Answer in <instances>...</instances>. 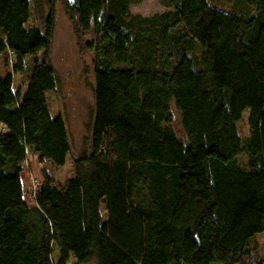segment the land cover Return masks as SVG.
Listing matches in <instances>:
<instances>
[{"label":"trees","instance_id":"trees-1","mask_svg":"<svg viewBox=\"0 0 264 264\" xmlns=\"http://www.w3.org/2000/svg\"><path fill=\"white\" fill-rule=\"evenodd\" d=\"M57 2L41 30L39 0H0L13 63L0 75V264H264V0H165L151 16L133 0H71L77 31L95 37V114L64 183L47 168L72 151L46 96ZM30 155L42 175L28 203Z\"/></svg>","mask_w":264,"mask_h":264},{"label":"rangeland","instance_id":"rangeland-1","mask_svg":"<svg viewBox=\"0 0 264 264\" xmlns=\"http://www.w3.org/2000/svg\"><path fill=\"white\" fill-rule=\"evenodd\" d=\"M70 1L58 0L56 5V26L50 52V62L58 75V90L48 92L46 95L53 116L62 115L65 118L72 144V151L69 153L64 167L47 166L55 179L62 183L73 175L74 159L91 150V125L95 114V51L90 48V43L94 44L95 37L93 34H82L77 31L76 24L68 13ZM164 2L165 0H133L131 12L151 16L167 10ZM210 2L217 8L227 10L232 9L235 0H210ZM39 3L38 12H34L31 23L43 30L49 8L47 0H39ZM216 22H219V20L217 19ZM42 56V54H39L37 57L41 58ZM12 62H15V59H12ZM12 65L10 55L1 57L0 75L4 74L6 70H12ZM15 83L16 89L21 86L22 90L25 91L27 79L24 75L18 74ZM249 114L250 111L246 110L240 123H238L239 133L243 137L249 135ZM174 116L176 130L183 136L180 116L176 110H174ZM31 156L22 176L28 203L31 201L29 190L32 188V178H39L40 174L42 175L39 164ZM33 160L35 162H32ZM245 161L244 157L240 159L241 164H244ZM255 239L257 247L254 259L257 256V259L264 261V234L256 235ZM57 257L58 250L55 248L54 260Z\"/></svg>","mask_w":264,"mask_h":264},{"label":"built area","instance_id":"built-area-1","mask_svg":"<svg viewBox=\"0 0 264 264\" xmlns=\"http://www.w3.org/2000/svg\"><path fill=\"white\" fill-rule=\"evenodd\" d=\"M32 183H33V189L34 190L39 188L40 185H39V182L36 179H33Z\"/></svg>","mask_w":264,"mask_h":264},{"label":"crops","instance_id":"crops-1","mask_svg":"<svg viewBox=\"0 0 264 264\" xmlns=\"http://www.w3.org/2000/svg\"><path fill=\"white\" fill-rule=\"evenodd\" d=\"M0 129L3 130V131H5V129H4V127L2 125H0ZM32 162H31V164H32ZM31 167H32V165H31Z\"/></svg>","mask_w":264,"mask_h":264},{"label":"water","instance_id":"water-1","mask_svg":"<svg viewBox=\"0 0 264 264\" xmlns=\"http://www.w3.org/2000/svg\"><path fill=\"white\" fill-rule=\"evenodd\" d=\"M73 3V2H72Z\"/></svg>","mask_w":264,"mask_h":264}]
</instances>
